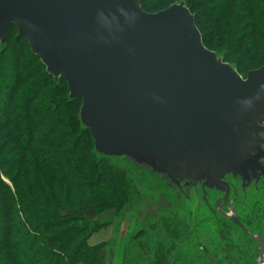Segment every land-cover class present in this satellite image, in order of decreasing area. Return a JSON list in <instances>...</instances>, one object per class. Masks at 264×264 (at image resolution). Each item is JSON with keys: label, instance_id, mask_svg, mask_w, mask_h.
<instances>
[{"label": "water", "instance_id": "water-1", "mask_svg": "<svg viewBox=\"0 0 264 264\" xmlns=\"http://www.w3.org/2000/svg\"><path fill=\"white\" fill-rule=\"evenodd\" d=\"M141 2L0 0V44L15 26L64 77L96 153L147 198L170 212L194 200V220L205 206L215 232L240 227L264 264V238L242 224L251 203L264 209V66L244 78L206 48L184 2L154 14Z\"/></svg>", "mask_w": 264, "mask_h": 264}, {"label": "trees", "instance_id": "trees-1", "mask_svg": "<svg viewBox=\"0 0 264 264\" xmlns=\"http://www.w3.org/2000/svg\"><path fill=\"white\" fill-rule=\"evenodd\" d=\"M180 2L206 48L241 76L264 66V0L141 6L154 14ZM17 36L13 26L0 44V264H107L101 252L109 244L89 241L136 193L132 174L96 153L80 120L82 100H70L64 77L56 82Z\"/></svg>", "mask_w": 264, "mask_h": 264}, {"label": "rangeland", "instance_id": "rangeland-1", "mask_svg": "<svg viewBox=\"0 0 264 264\" xmlns=\"http://www.w3.org/2000/svg\"><path fill=\"white\" fill-rule=\"evenodd\" d=\"M112 165L122 167L118 163ZM132 178L137 191L129 198L124 211L114 220L100 218L114 223L89 241L91 245V240L93 244L107 238L109 245L101 252L107 264H258L259 245L244 237L240 228L231 225L215 232L216 226L204 210L205 206L197 212L198 219L189 217L192 199L186 209L176 204L177 208L170 212L166 206H159L155 198H147L133 175ZM262 205L251 203V212L259 215L249 220L242 216V221L247 229L260 230L264 236ZM213 234L216 237H212Z\"/></svg>", "mask_w": 264, "mask_h": 264}, {"label": "crops", "instance_id": "crops-1", "mask_svg": "<svg viewBox=\"0 0 264 264\" xmlns=\"http://www.w3.org/2000/svg\"><path fill=\"white\" fill-rule=\"evenodd\" d=\"M263 213V212H262ZM254 233L260 234L262 233L260 230L259 231H254ZM107 238H102L100 240H96L93 244H92V240H91V245L92 246H98V245H102V244H106L108 240H106Z\"/></svg>", "mask_w": 264, "mask_h": 264}, {"label": "flooded vegetation", "instance_id": "flooded-vegetation-1", "mask_svg": "<svg viewBox=\"0 0 264 264\" xmlns=\"http://www.w3.org/2000/svg\"><path fill=\"white\" fill-rule=\"evenodd\" d=\"M263 210H264V209H263ZM262 214H264V213H262ZM258 215H259V214L256 212V215L254 216L253 219L257 218ZM262 216H264V215H262ZM262 221L264 222V218L262 219ZM242 224H243V223H242ZM237 227H238V226H237ZM245 227H246V226H245ZM238 228H240V227H238ZM262 229L264 230V225H263ZM248 231L251 232V233H254V232L250 231V229H248ZM242 232H243V236H244V237L250 239L249 235H246V234L244 233V231H242ZM251 243H252V242H251ZM253 243H256V244H257V242H254V241H253Z\"/></svg>", "mask_w": 264, "mask_h": 264}]
</instances>
